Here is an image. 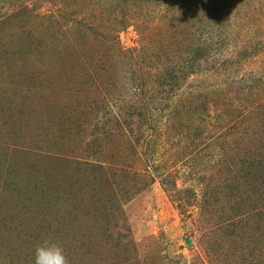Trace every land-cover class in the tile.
<instances>
[{
	"label": "rangeland",
	"instance_id": "374dc122",
	"mask_svg": "<svg viewBox=\"0 0 264 264\" xmlns=\"http://www.w3.org/2000/svg\"><path fill=\"white\" fill-rule=\"evenodd\" d=\"M45 240L264 264V0H0V264Z\"/></svg>",
	"mask_w": 264,
	"mask_h": 264
},
{
	"label": "clouds",
	"instance_id": "9594fccd",
	"mask_svg": "<svg viewBox=\"0 0 264 264\" xmlns=\"http://www.w3.org/2000/svg\"><path fill=\"white\" fill-rule=\"evenodd\" d=\"M35 264H69V262L58 243L45 240L35 249Z\"/></svg>",
	"mask_w": 264,
	"mask_h": 264
},
{
	"label": "trees",
	"instance_id": "16d2710c",
	"mask_svg": "<svg viewBox=\"0 0 264 264\" xmlns=\"http://www.w3.org/2000/svg\"><path fill=\"white\" fill-rule=\"evenodd\" d=\"M193 60V59H192ZM178 77L174 76L173 79H177Z\"/></svg>",
	"mask_w": 264,
	"mask_h": 264
}]
</instances>
